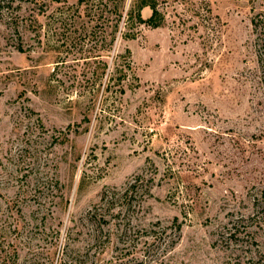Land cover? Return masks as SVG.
Listing matches in <instances>:
<instances>
[{
  "label": "rangeland",
  "instance_id": "1",
  "mask_svg": "<svg viewBox=\"0 0 264 264\" xmlns=\"http://www.w3.org/2000/svg\"><path fill=\"white\" fill-rule=\"evenodd\" d=\"M115 1L0 0V264H264V0Z\"/></svg>",
  "mask_w": 264,
  "mask_h": 264
},
{
  "label": "trees",
  "instance_id": "2",
  "mask_svg": "<svg viewBox=\"0 0 264 264\" xmlns=\"http://www.w3.org/2000/svg\"><path fill=\"white\" fill-rule=\"evenodd\" d=\"M82 2V0H80ZM127 0H116L115 1V11L117 13L115 30L113 32V37L109 43L110 51L113 48V45L116 40V34L120 30V24L122 21H125L128 29L134 28L136 25L147 24L153 28L161 26L163 22V15L159 11L155 0H133V5L130 10L124 16ZM149 8L152 11V14L149 18L145 19L143 16V10ZM136 35L131 32H127L125 38L133 39ZM105 70L107 69V64H105Z\"/></svg>",
  "mask_w": 264,
  "mask_h": 264
}]
</instances>
